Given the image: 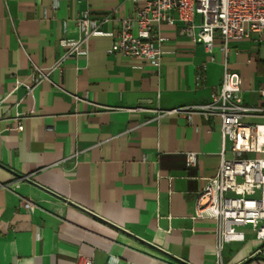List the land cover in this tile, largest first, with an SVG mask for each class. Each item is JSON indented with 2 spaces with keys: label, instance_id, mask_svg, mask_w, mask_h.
<instances>
[{
  "label": "crops",
  "instance_id": "0c3cea01",
  "mask_svg": "<svg viewBox=\"0 0 264 264\" xmlns=\"http://www.w3.org/2000/svg\"><path fill=\"white\" fill-rule=\"evenodd\" d=\"M142 5L0 0V264H264L249 226L237 228L243 241L221 245L219 262L216 222L194 219L221 150L219 119L194 108L219 88L224 61L242 78L244 105L259 104L264 48L233 41L224 60L219 40L208 52L179 23H162L159 68L110 53L108 33ZM84 14L111 18L104 35L26 96L31 63L51 68ZM17 115L27 117L21 133Z\"/></svg>",
  "mask_w": 264,
  "mask_h": 264
},
{
  "label": "built area",
  "instance_id": "2783aa9c",
  "mask_svg": "<svg viewBox=\"0 0 264 264\" xmlns=\"http://www.w3.org/2000/svg\"><path fill=\"white\" fill-rule=\"evenodd\" d=\"M142 2L134 14L120 20L118 32L108 33L113 38L110 53L159 68L162 50L156 30L162 23L169 26L179 23L180 34L201 44L208 52L219 40L224 60L228 45L233 41L254 38L264 48V0ZM110 20V17L95 20L87 14L79 17L76 21L78 39L62 43L66 51L51 68L42 69L31 63L33 75L30 83L25 85L26 96H32L42 82H49V73L60 69L63 61L86 54L90 38L104 35L102 26ZM223 64L219 88L210 94L207 104L194 108L204 118H218L220 122L219 164L215 175L206 179L196 194L194 216V219L210 218L216 222L219 262L223 243L244 240L238 227L249 226L255 239L264 245V84L258 90L261 102L246 106L242 100L241 76L229 72L226 61ZM189 110L171 112L188 113ZM26 119V116L17 115L12 130L23 132ZM186 162L194 165L196 154H187ZM75 264H92V258L79 256Z\"/></svg>",
  "mask_w": 264,
  "mask_h": 264
},
{
  "label": "trees",
  "instance_id": "16d2710c",
  "mask_svg": "<svg viewBox=\"0 0 264 264\" xmlns=\"http://www.w3.org/2000/svg\"><path fill=\"white\" fill-rule=\"evenodd\" d=\"M254 259H262V260H264V256H258L257 255V256L254 257Z\"/></svg>",
  "mask_w": 264,
  "mask_h": 264
}]
</instances>
